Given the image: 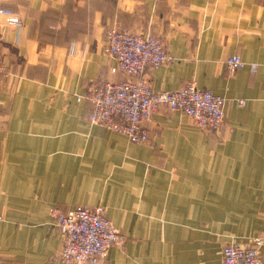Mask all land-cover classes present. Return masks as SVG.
<instances>
[{"label":"crops","instance_id":"crops-1","mask_svg":"<svg viewBox=\"0 0 264 264\" xmlns=\"http://www.w3.org/2000/svg\"><path fill=\"white\" fill-rule=\"evenodd\" d=\"M0 264H62L51 210L103 207L124 236L104 264H222L263 239L264 0H0ZM112 29L161 38L156 92L190 82L228 100L218 131L162 107L149 142L88 122L78 102L113 74ZM73 53H72V49ZM246 66L231 72L225 61ZM250 64L257 65L252 72ZM237 100L246 106L239 107Z\"/></svg>","mask_w":264,"mask_h":264},{"label":"built area","instance_id":"built-area-1","mask_svg":"<svg viewBox=\"0 0 264 264\" xmlns=\"http://www.w3.org/2000/svg\"><path fill=\"white\" fill-rule=\"evenodd\" d=\"M0 14L8 17L10 25L20 26V20L11 10L1 9ZM1 53L0 43V90L4 79ZM105 53L115 62L111 69L113 74L123 73L135 79L91 85L77 96L78 102L91 105L87 117L91 125L121 134L133 144H146L149 142L146 123L162 107L183 113L201 130L218 131L225 124L228 100L200 89L196 82L173 92L153 89L147 70L172 61L161 38L112 29L106 36ZM225 63L231 72L246 66L237 55L229 57ZM250 68L253 73L257 71L255 64H250ZM235 104L246 106L244 100H237ZM51 217L53 229L63 239L58 256L62 264H104L109 250L124 244V236L107 218L103 207L78 206L67 211L52 208ZM262 246L261 238L254 239L249 247L231 243L223 250L222 264H262Z\"/></svg>","mask_w":264,"mask_h":264}]
</instances>
